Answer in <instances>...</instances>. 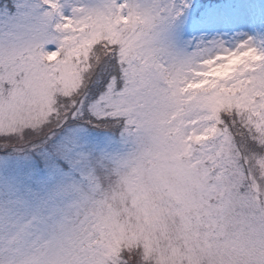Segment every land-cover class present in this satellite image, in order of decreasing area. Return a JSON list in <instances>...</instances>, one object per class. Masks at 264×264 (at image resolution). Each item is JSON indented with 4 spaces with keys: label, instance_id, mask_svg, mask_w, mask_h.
Wrapping results in <instances>:
<instances>
[{
    "label": "snow or ice",
    "instance_id": "6c2138e0",
    "mask_svg": "<svg viewBox=\"0 0 264 264\" xmlns=\"http://www.w3.org/2000/svg\"><path fill=\"white\" fill-rule=\"evenodd\" d=\"M0 264H264V0H0Z\"/></svg>",
    "mask_w": 264,
    "mask_h": 264
}]
</instances>
